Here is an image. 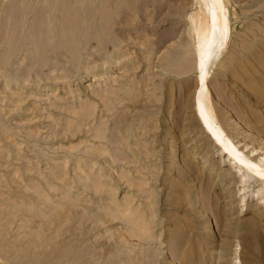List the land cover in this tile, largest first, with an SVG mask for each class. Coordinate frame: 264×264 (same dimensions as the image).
<instances>
[{
    "label": "rangeland",
    "instance_id": "obj_1",
    "mask_svg": "<svg viewBox=\"0 0 264 264\" xmlns=\"http://www.w3.org/2000/svg\"><path fill=\"white\" fill-rule=\"evenodd\" d=\"M198 3L0 0V264H264V0Z\"/></svg>",
    "mask_w": 264,
    "mask_h": 264
},
{
    "label": "bare ground",
    "instance_id": "obj_2",
    "mask_svg": "<svg viewBox=\"0 0 264 264\" xmlns=\"http://www.w3.org/2000/svg\"><path fill=\"white\" fill-rule=\"evenodd\" d=\"M212 5L217 7L221 4V0H211ZM198 9L190 16L191 28L194 32L195 47L198 51L199 61L203 62L209 54V50L217 43V41L222 37L223 31L225 30V25L222 21V13L216 10L212 16L210 14V3L209 0H199ZM221 43L219 44V46ZM199 103L201 105L202 111L205 114L208 126L213 130L215 135L221 134V128L217 127V120L212 109V106L208 103V92L203 89ZM232 148H235L234 142H231ZM257 153H255L256 155ZM236 156L246 162V154L244 152H236ZM248 157V156H247ZM248 159V158H247ZM256 159H250V164H255L257 168H260L257 164ZM257 163V164H256ZM259 163H262L260 160ZM252 168V167H250ZM264 172V171H263ZM250 186V184L248 185Z\"/></svg>",
    "mask_w": 264,
    "mask_h": 264
}]
</instances>
